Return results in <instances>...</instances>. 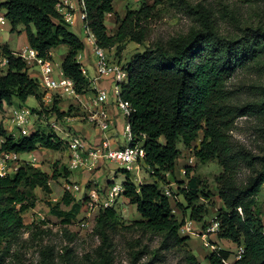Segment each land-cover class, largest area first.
Listing matches in <instances>:
<instances>
[{
	"label": "trees",
	"instance_id": "1",
	"mask_svg": "<svg viewBox=\"0 0 264 264\" xmlns=\"http://www.w3.org/2000/svg\"><path fill=\"white\" fill-rule=\"evenodd\" d=\"M115 1L84 0V23L92 30L100 47L109 51L117 48L120 52L128 42L143 44L146 41L147 24L156 6L169 0H154L153 6L144 3L139 9L128 10L124 19L117 17L119 28L111 34L106 16L115 13ZM58 4L59 0H5L0 3V9L7 11L6 18L14 31L19 25L25 27L31 47L41 57L50 59L52 49L67 46L69 52L62 70L74 80L76 92L86 94L91 83L77 59L85 50V44L71 30V24L57 9ZM250 33L245 38L229 40L208 28L192 39L138 52L125 65L129 78L122 87V97L132 107L127 121L134 137L143 141L144 164L157 179L154 183L136 185L132 182V174L124 170V196L141 216L128 229L138 228L152 236L164 235L163 243L167 248L184 252V264H202L188 249L190 238L180 236L187 208L192 210L190 219L197 223H201L207 213L204 205H196L204 195L200 188L202 181L186 170L189 182L179 191L188 206L179 205L183 210L181 220L173 213L171 200L159 184L168 185V175L175 177L176 162L181 155L179 145L190 146L200 133L203 139L195 152L196 158L201 164L217 162L223 169L216 177L223 205L216 218L219 223L217 236L243 248L241 258L234 264H264L263 212L258 199L264 188V90L257 92V98L241 105L233 103L234 94L229 89V82L237 70L259 57L264 58V29L255 28ZM251 38L256 40L255 44L251 45ZM4 52L9 57V65L6 71L0 69V113L4 104L11 103L14 98L25 103L29 97H35L42 103L39 83L29 76L25 62L7 49ZM59 103L54 101L52 111L61 119L66 113L57 108ZM245 117L254 121L259 155L248 149H237L234 142L235 121ZM0 136L5 138L0 152L26 154L39 148L57 152L65 146L58 136L39 130L29 137L15 138L1 127ZM162 138L164 144L160 142ZM244 165L250 169V175L241 178ZM68 173L64 176L55 167L50 175L23 162L13 176L0 177V264L6 262L22 235L34 228L41 231L45 225V221L27 225L23 218L36 206L34 191L42 189L52 193L50 181L68 178ZM63 204L71 207L70 211L60 210L57 205L50 206L51 213L61 219L68 231L72 220L81 214L83 203L76 202L66 191ZM116 219L117 212L112 208L100 212L97 219L100 232L105 234L104 229L114 224L116 227ZM230 257V251L219 249L208 254L206 260L209 264H226ZM154 259L161 260L159 250L154 252ZM102 260L103 264H108V255Z\"/></svg>",
	"mask_w": 264,
	"mask_h": 264
},
{
	"label": "rangeland",
	"instance_id": "2",
	"mask_svg": "<svg viewBox=\"0 0 264 264\" xmlns=\"http://www.w3.org/2000/svg\"><path fill=\"white\" fill-rule=\"evenodd\" d=\"M144 3L153 6L154 0H116L115 14L107 20L106 26L109 32L111 34L114 31L117 32L119 28L117 17L124 19L128 10L139 9ZM147 25L148 38L143 44L128 42L120 52L117 48L111 50L109 57L114 64L123 67L138 52L192 39L197 33L204 32L208 28L218 36L229 40L245 38L247 33L251 34L252 29H264V0H169L156 6L154 16ZM71 30L84 39L83 33H80L78 29L71 27ZM85 37L87 39V34ZM86 41L92 48L90 41ZM255 42L256 40L251 38V45ZM67 51V46H60L56 50L55 61L60 64ZM92 58L94 59L93 55ZM88 75L87 78L90 80V73ZM229 89L234 94V104L242 105L257 98L259 96L257 92L264 90V58L259 57L250 62L247 67L237 70L229 82ZM92 91L90 89L87 95H92L90 94ZM54 100L63 101L62 107L66 109L67 117L78 118L75 122L90 125L86 127V130L96 134L97 129L88 122L83 105L79 103L76 105L75 99L70 97L60 98L56 95ZM40 106L38 110L32 111L37 116L33 118L34 126L31 132L37 129L42 133H52L63 140L65 146L56 152L54 160L51 156L42 157L38 161V166L34 167L50 175H53L55 167L58 173L61 172L64 176L67 172L70 173L68 178L61 177L50 181L52 193H46L42 189L34 191L37 197L36 206L24 214L23 218L27 225L41 221H45V225L41 231L34 228L33 231L22 235L20 242L12 248L4 264H103L102 259L105 255H108V264H184V252L167 248L163 243L164 235L152 236L138 228L128 229L135 221L140 220L141 216L136 206L131 205L124 196L126 176L123 167L111 162L102 166L96 163V167L82 172L72 171L68 167L69 135L76 132L83 136L84 134L76 131L72 122L64 118L58 119L52 111V105L45 106L40 103ZM53 118L57 119L56 123L60 129L55 130L51 126ZM124 124L123 120L119 119L116 140L121 146L128 145L123 133ZM253 124L254 121L247 117L237 119L236 128L233 131L234 142L237 149H248L259 155ZM202 139L203 133H200L198 140L190 146L179 145L181 155L176 162L175 177L168 175L169 184L160 183L159 185L165 191L170 190L172 193L169 198L173 213L181 220L183 210L179 208V205L188 206L179 191L180 188H186L188 185L186 170H189L191 176L199 177L202 181L200 188L204 195L200 197L196 205H204L207 213L203 221L197 223L190 219L192 210L187 208L186 223L180 230V236L190 238L188 249L202 264H209L206 255L213 251L211 241L208 238L209 235L205 240L201 238L203 235L200 229H205L206 232L207 228L213 225L212 220L217 218L222 206L216 177L223 172V169L217 162L201 164L198 161L195 152L200 147ZM160 142L164 144L165 140L162 138ZM139 143L143 141L140 140ZM139 167V175L133 173L138 168L133 172L128 171L132 174V182L140 185L152 178L153 182L157 181L152 177V171L146 168L144 161L140 162ZM244 167L245 169L239 175L241 178L250 175V169H246L245 165ZM75 186L79 187L78 190L73 188ZM115 190L118 191L115 193ZM66 191L73 195L76 202L83 203L81 214L72 220L71 225L67 227L68 231L62 225L61 219L51 213L50 207L60 205V210L70 211L71 207L63 204ZM258 199L264 223V188ZM111 208L117 212V224L116 227L114 224L111 228H105V234H103L98 229L97 219L100 212ZM224 246L232 250L227 263L234 264L239 260L243 248L237 245L231 246L229 243ZM157 250L160 252L161 260L154 261V252Z\"/></svg>",
	"mask_w": 264,
	"mask_h": 264
},
{
	"label": "built area",
	"instance_id": "3",
	"mask_svg": "<svg viewBox=\"0 0 264 264\" xmlns=\"http://www.w3.org/2000/svg\"><path fill=\"white\" fill-rule=\"evenodd\" d=\"M73 8L70 0H60L57 9L63 14L68 23L73 22V15L69 11ZM83 13L81 19L85 20L86 14L84 12L85 4L82 0ZM5 18L0 16V22ZM87 40L90 41L93 54L95 56V76L94 82L105 81L109 82L108 88L97 90V94L87 98L86 94H79L76 92V85L73 79L66 76L59 65L51 58L41 57L37 50L33 48L23 49L18 57L21 58L29 70H39L38 83L47 94L55 91V94L60 98H74L79 105L86 106V102L90 101L92 106V114L89 116L88 121L99 128L101 131H109L113 126V119L109 115L108 106L115 105L117 110L127 119L132 112L131 104L124 100L122 97V87L128 82L129 74L126 66L114 64L109 54L111 51L100 47L94 34L90 33L88 29ZM9 65V57L5 56L0 61V69L6 71ZM84 76L88 77V71L82 69ZM33 112L29 108L21 107L15 110V129L19 130V136L29 137L34 126ZM68 121L71 118H64ZM57 122V121H56ZM52 127L55 130L60 129L57 123ZM123 133L128 141V145L120 148H111L107 141H102L100 144L91 143L85 136L78 134L69 135L68 148L70 151L69 168L72 171H85L96 167L98 160L104 159L111 163L118 164L127 171H134L139 168L140 162L144 161L146 150L144 143H139L140 140L132 134L130 124L128 121L124 124ZM35 166L37 159L29 162ZM22 165V161L18 153L13 151L0 152V177L13 176L17 173ZM70 187V186H69ZM72 188V187H70ZM78 190L79 187H73ZM71 191V190H70ZM118 190H115V193ZM166 195L172 196L170 190L165 191ZM213 225L207 228L206 233L203 234L204 240L208 235L214 234L219 230V223L216 219L212 220ZM184 227V226H183ZM182 227V228H183ZM206 245L208 243L205 242ZM242 255V254H241ZM241 255L239 259L241 258ZM228 264V263H226Z\"/></svg>",
	"mask_w": 264,
	"mask_h": 264
},
{
	"label": "crops",
	"instance_id": "4",
	"mask_svg": "<svg viewBox=\"0 0 264 264\" xmlns=\"http://www.w3.org/2000/svg\"><path fill=\"white\" fill-rule=\"evenodd\" d=\"M4 1L5 0H0V3L4 2ZM70 2L72 4L73 8H69V11L71 12V14L74 17L73 22L70 24L72 27L78 29V31L80 33H83V35H84V39H81V40L85 44V50L83 52L79 53L77 59H78L79 63L82 65V67L84 69H86L88 71V73H90L91 78L89 81L91 83V90H93L92 92H90V94L94 95V94H97L98 89L108 88V86H110V84H109V82H105V81L94 82L95 56L93 54V49L88 46L87 41H86L87 39L85 37L86 33L88 32V28L86 27L84 20L81 19V14L83 13L82 0H70ZM114 9H115V4H114ZM6 13H7V11L5 9H0V16L5 18L4 21L0 22V61L5 57V52H4L5 49H7L15 57H18V54L23 49H27L29 47L32 48L30 45L29 37H28V34H27L25 27L22 25H19L17 27V30L14 31L11 22L6 18ZM114 14L115 13L107 14L106 25H107V20L111 19V17ZM90 33L93 34L91 29H90ZM112 34H115V31ZM58 48L52 49L50 52L51 59L54 61H55V57H56V50ZM68 52H69V48H68V51L66 52V54L62 57V61L60 64L55 61L61 69H62V63H63L64 59L66 58ZM92 55L94 56V59L92 58ZM28 74L31 78L38 81V79H39L38 68H36L35 70H29L28 69ZM40 91L43 94L42 104L45 106H47V105L54 106V101H55L54 96H56V94L55 93L47 94L45 92V90L41 87H40ZM92 95H87V98L90 99L91 98L90 96H92ZM74 102L76 103V105L78 104V102H76L75 100H74ZM62 104H63V101H60V103L57 105V108L61 112L65 113L66 109L62 107ZM21 107L29 108L31 111H33V110H38L41 106L35 97H29L25 103H22L18 98H14L11 101V103H9V104L5 103L4 104L3 110L0 113V128L2 127V129L6 132L7 135H12L15 138L21 137L18 135L19 130L14 128L15 127V123H14L15 110L18 108H21ZM92 110L93 109H92L90 101H87L86 106H84V112L86 113L87 118H89V116L92 114V112H91ZM108 111H109L110 117L113 119V126L110 128L109 131H106V132L101 131L99 128H97L95 126L97 129L96 134H93L92 132L86 130V127L90 126V125L75 122L78 118L75 119V118H71V117H67V116H65L64 118H71L70 122H72L73 128L76 131L83 133L84 136L87 137V139L90 142H92L93 144H100L102 141H107V144L112 149L125 147V146H121L118 144V142L116 140V134L118 131L119 119H122L123 123H125L127 121V119L120 113L119 110H117V108L113 104H110L108 106ZM36 116L37 115L35 114V116H33V118H36ZM56 120H57L56 118H53L51 120V123H52L51 126L56 123ZM34 131H37V129L33 130V132ZM4 140H5V138L3 136H0V149H1V145L4 142ZM19 156H20L22 163L27 162L28 164H30L29 162L33 161L34 158L37 159V163L35 165V167H37L38 163H39L38 161L42 157L44 158L45 156H47V157L51 156V157H53L52 159L54 160L56 157V151L49 150L46 148H39L38 150H36L33 153L19 154ZM108 162L109 161L101 159V160L97 161V164L102 166V165H106ZM145 166L147 169H149L147 165H145ZM139 170H140V167L133 172L134 175L137 174ZM44 172L47 173L46 171H44ZM138 175H139V173H138ZM125 181L126 180L124 179V182ZM153 181L154 180L152 178L151 180H149L148 182H145V183H154ZM145 183H141V184H145ZM204 230L205 229L202 230V228L200 229V232L202 233V235L206 233ZM201 238L203 239L204 237H201ZM208 238L211 241V245H212L211 249L212 250L224 249V250H228L231 252L232 251L231 248L226 249L224 245H228V243L231 246L235 245L234 243H232L230 241L220 240L217 236V233L210 234ZM210 253H211V251L208 254H210ZM207 255H206V257H207Z\"/></svg>",
	"mask_w": 264,
	"mask_h": 264
}]
</instances>
